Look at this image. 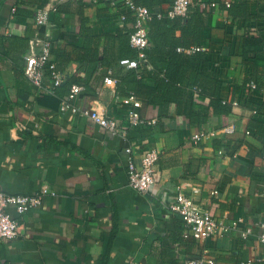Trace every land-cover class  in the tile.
Segmentation results:
<instances>
[{"label": "crops", "instance_id": "0c3cea01", "mask_svg": "<svg viewBox=\"0 0 264 264\" xmlns=\"http://www.w3.org/2000/svg\"><path fill=\"white\" fill-rule=\"evenodd\" d=\"M147 1L154 14L173 3ZM191 1L203 6L208 0ZM225 1L244 14L230 13ZM219 3L204 6L201 43L190 47L206 53L209 69L223 80L221 99L232 111L224 116L211 110L199 124L178 112L175 103L162 114L161 106L140 99L141 116L156 122L130 126L129 95L118 92L117 82H105L107 76L118 78L122 36L133 28L134 16L123 0L87 1L92 41L82 34L74 4L52 12L44 26L36 22V12L52 7L53 0H0V190H50L22 215L9 206L19 219V235L0 240V264H185L205 249L215 264H264L257 225L264 220V72L259 71L257 87H250L241 55L243 38L264 40V0ZM129 16L133 19L127 21ZM180 35V26L171 32ZM44 38L51 40L52 60L64 76L54 92L24 72L26 57L41 51L38 40ZM43 84L52 85L46 66ZM73 84L83 86L74 100L78 107L101 108L123 132L113 133L81 112L61 111V98ZM209 103L207 95L197 93L192 108L203 114ZM232 121V134L192 138ZM130 144L138 166L147 149L160 151L156 183L148 193L129 183ZM196 187L201 190L194 192ZM178 192L195 196L226 222L241 219L238 226L205 240L185 237L182 216L168 205ZM249 226L253 233L244 238L241 232Z\"/></svg>", "mask_w": 264, "mask_h": 264}, {"label": "built area", "instance_id": "2783aa9c", "mask_svg": "<svg viewBox=\"0 0 264 264\" xmlns=\"http://www.w3.org/2000/svg\"><path fill=\"white\" fill-rule=\"evenodd\" d=\"M54 3L59 4L65 0H53ZM124 6L132 12L134 16L133 31L130 35V42L133 47L138 50V57L135 59H122L121 63L127 68H137L141 61L146 57L145 49L150 44L149 39V21L152 19L154 12L150 7L145 4L138 3L136 0H123ZM54 4L49 8H39L36 12L35 20L38 24L48 26L51 23V13L57 10V6ZM192 4L191 0H173L172 5L166 12H157L158 17L176 16L186 17L189 5ZM219 0H208L203 3V6L209 8H217ZM225 6L229 7L231 2L225 1ZM15 10V8H13ZM41 44V51L39 53H33L27 56L26 65L24 67L25 74L38 86L43 87L46 91L54 92V89L62 84L64 80L63 72H61L55 63H50L52 85L46 87L43 84L44 69L45 66L52 60L51 52V40L49 38L39 39ZM180 51L194 52L200 50L199 46L190 48H178ZM106 84H115L117 79L112 76L105 78ZM249 86L252 88L257 87L254 80L249 81ZM83 90V86L79 84H73L66 97L61 98L60 108L61 111L81 112L86 114L95 122L99 123L102 127L113 133H122L118 127L117 121L114 118L109 117L101 108L91 106L89 109H82L74 103L75 98ZM127 102L131 100V108L126 114V121L130 126H138L143 123H154L155 119L147 120L141 116L140 105L141 100L134 95H129ZM233 105L238 104L237 100H234ZM257 112V110H254ZM236 130V123L234 121L226 124L217 130L206 131L199 130L195 132L192 138L195 141L201 139L216 136L218 134H232ZM249 133V131H248ZM127 164H128V178L132 187L142 193H148L151 191L156 183V168L160 159V151L156 148H149L143 154H141V165L138 166L135 161V146L130 144L127 148ZM222 151H220L221 153ZM200 187H196L194 192H199ZM50 192L48 188H43L38 194H9L0 190V240H14L19 235L20 222L19 219L14 217L8 210L9 206L16 208L19 215H22L32 207H37L42 202V196L44 193ZM218 190H213L212 193L216 194ZM169 208L174 212L179 213L184 221L185 237H194L199 240H205L211 235L217 233L219 230L228 232L232 228L238 226V222L241 219L232 220L226 222L224 218H219L211 214V212L205 208L193 195H188L183 192H178L173 196L170 202ZM259 234L258 238L264 242V220L258 222ZM253 233L251 226L247 227L241 232L244 238H248ZM208 250H203L200 254L194 258L188 259L185 264H215V260L207 254ZM243 264H251V261Z\"/></svg>", "mask_w": 264, "mask_h": 264}, {"label": "trees", "instance_id": "16d2710c", "mask_svg": "<svg viewBox=\"0 0 264 264\" xmlns=\"http://www.w3.org/2000/svg\"><path fill=\"white\" fill-rule=\"evenodd\" d=\"M88 0H67L57 5L59 11H65V5L74 4L75 12L78 15L81 31L88 41L95 40L90 33L86 23L85 6ZM138 3L148 5L147 0H136ZM64 7V8H63ZM228 10L233 15L244 14L239 12L233 5ZM208 10L202 4L189 5L186 17L161 16L154 14L149 21L150 44L145 49V58L137 68H127L121 63L122 59H135L138 50L131 45L130 35L133 31L122 36L120 48V74L117 78L118 92L124 95H134L148 103H155L161 106V113H166L169 105L175 103L176 110L189 117L192 123H201L207 120L209 112L222 113L226 116L232 111V105L221 99L223 80L219 73L210 70L205 52L196 51L194 54H187L180 51L179 47H190L200 45L201 32L205 25V14ZM129 16L127 21L132 20ZM178 26L181 27V35L171 36V32ZM241 55L243 56L247 80L259 81L258 74L264 72V40L261 37H245L241 42ZM51 60L46 68L50 69ZM140 69V70H139ZM153 77L155 84H149L145 77ZM260 84V83H259ZM189 87H197L199 91L191 90ZM197 93L209 97L210 103L205 108V113H200L192 108Z\"/></svg>", "mask_w": 264, "mask_h": 264}]
</instances>
